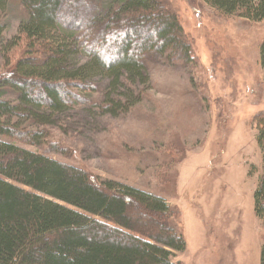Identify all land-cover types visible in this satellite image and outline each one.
I'll return each mask as SVG.
<instances>
[{"label":"trees","instance_id":"16d2710c","mask_svg":"<svg viewBox=\"0 0 264 264\" xmlns=\"http://www.w3.org/2000/svg\"><path fill=\"white\" fill-rule=\"evenodd\" d=\"M198 1L223 16L264 20V0ZM9 5L17 27L6 39L3 18ZM188 43L168 0H0V57L9 71L0 78V264H176L171 252L186 245L172 221L179 216L176 208L133 187L95 182L83 170L28 151L13 139L40 140L21 133L20 121L51 125L52 116L68 104L85 102L71 90H94L96 78L106 80L97 111L111 117L128 113L142 100L138 86L148 84L144 56L193 62ZM81 52L83 63L77 59ZM259 57L264 88V41ZM7 89L16 104L4 99ZM254 123L261 171L253 208L261 221L264 112ZM128 202L166 225L145 229L149 223ZM141 225L150 239L141 238Z\"/></svg>","mask_w":264,"mask_h":264},{"label":"rangeland","instance_id":"374dc122","mask_svg":"<svg viewBox=\"0 0 264 264\" xmlns=\"http://www.w3.org/2000/svg\"><path fill=\"white\" fill-rule=\"evenodd\" d=\"M168 1L193 62L145 55L148 84L138 86L142 100L128 113L111 117L97 111L106 80L96 78L94 90H71L85 102L68 104L51 125L20 121L21 133L40 140L13 141L83 170L95 182L133 187L176 208L179 216L172 221L186 244L184 251L171 252L176 264H260L264 219L253 208L261 171L254 118L264 112V20L223 16L198 0ZM5 14L8 39L16 35L17 19L10 5ZM77 59L86 61L84 53ZM8 72L0 57V78ZM4 99L17 103L9 89ZM128 204L149 223L145 229L166 225ZM139 228L140 237L150 239Z\"/></svg>","mask_w":264,"mask_h":264}]
</instances>
